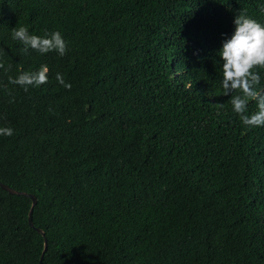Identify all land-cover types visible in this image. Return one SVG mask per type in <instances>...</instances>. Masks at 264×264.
<instances>
[{
  "label": "trees",
  "instance_id": "1",
  "mask_svg": "<svg viewBox=\"0 0 264 264\" xmlns=\"http://www.w3.org/2000/svg\"><path fill=\"white\" fill-rule=\"evenodd\" d=\"M241 13L264 0H0V181L22 192L0 186V264H40L45 237L42 264H264V126L217 54ZM21 26L67 53L24 52Z\"/></svg>",
  "mask_w": 264,
  "mask_h": 264
},
{
  "label": "clouds",
  "instance_id": "2",
  "mask_svg": "<svg viewBox=\"0 0 264 264\" xmlns=\"http://www.w3.org/2000/svg\"><path fill=\"white\" fill-rule=\"evenodd\" d=\"M233 33L222 41V46L217 54L222 62V87L224 95H232L231 105L233 111L240 116L242 123L248 127L264 126V89H259L260 75L256 67L264 68V23L241 13L233 21ZM12 38L24 45V52L32 49L40 54L57 52L64 56L68 51L66 41L60 32H51L44 36L30 34L26 27L12 28ZM0 67H3L0 64ZM49 69L41 65L34 72H22L15 79L9 78V83L20 85L25 91L30 86L39 87L48 82ZM56 80L65 88L71 89V84L66 83L60 73ZM255 101L258 110L248 114L249 102ZM14 129L0 126V136H12Z\"/></svg>",
  "mask_w": 264,
  "mask_h": 264
},
{
  "label": "water",
  "instance_id": "3",
  "mask_svg": "<svg viewBox=\"0 0 264 264\" xmlns=\"http://www.w3.org/2000/svg\"><path fill=\"white\" fill-rule=\"evenodd\" d=\"M0 186H1L4 190L9 191L10 193L22 194V192H20V191H16V190L13 189L12 187H10V186H8V185L2 183L1 181H0ZM26 194H27V193H26ZM27 195L32 199V206H31V209H30V212H29V218H28V220H29V224H30V226L35 227L34 222H33V216H32V214H33L34 206H35L36 203H37V197H36L35 195H33V194H27ZM37 230H38L39 232H41L43 235H45V233H44L43 230L38 229V228H37ZM47 247H48V244H47V238L45 237V245H44V250H43L42 255H41L40 264H42V262H43V257H44V254H45L46 250H47Z\"/></svg>",
  "mask_w": 264,
  "mask_h": 264
}]
</instances>
